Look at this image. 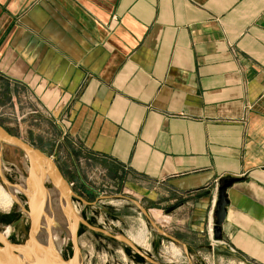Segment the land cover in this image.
I'll return each instance as SVG.
<instances>
[{
  "label": "crops",
  "instance_id": "0c3cea01",
  "mask_svg": "<svg viewBox=\"0 0 264 264\" xmlns=\"http://www.w3.org/2000/svg\"><path fill=\"white\" fill-rule=\"evenodd\" d=\"M2 113L83 203L116 179L190 264H264V0H0Z\"/></svg>",
  "mask_w": 264,
  "mask_h": 264
},
{
  "label": "rangeland",
  "instance_id": "374dc122",
  "mask_svg": "<svg viewBox=\"0 0 264 264\" xmlns=\"http://www.w3.org/2000/svg\"><path fill=\"white\" fill-rule=\"evenodd\" d=\"M0 124L8 128L12 135L25 141L31 147L36 150L44 148L48 153L47 156L53 157L52 148L47 146L49 140L47 135L33 132L28 128L21 130L22 126L16 123L13 116L10 118L9 113L0 114ZM42 124L46 125L45 123ZM22 125L24 126V124ZM64 157H66L64 154L55 155L53 159L71 189L72 206L84 222L79 226L78 231V244L81 251L79 264H134L131 259L136 255L133 252H125L120 238L127 239L132 244L136 242L139 245V247L135 246L138 251L159 264H190L184 259L186 256L177 246L170 244L167 239L160 240V237L154 233L152 223L137 208L127 206L122 197V191L126 189V186L122 185L121 181L118 182L115 179L113 183L111 178L106 179L102 175H98V179L91 177L89 185L98 191V196H96L98 199L94 198L95 201H93L87 197L86 203L80 201L76 191L78 184L74 181V172L67 170ZM42 179L45 181L44 177ZM73 182L75 186L72 184ZM23 184L28 187L26 186L19 194L17 201L9 200L6 197V194L10 195L13 188L21 189ZM43 185L48 190L53 189L52 183L48 180ZM31 187L32 189L36 188V184L24 153L10 144L0 143V234L9 233L8 240L16 256L23 263H27V259L31 260L32 248L34 249L36 246L29 239L30 233L33 231L36 237L41 233L42 228H46L50 234L62 239L60 254L63 252L62 260L68 262L73 256V242L70 240V217L64 232L57 230L58 226L54 221V211L62 206V199L61 197L53 198L54 200L49 199L50 194L48 193L47 199H49L50 205H54V207L48 206L49 210L43 214L44 216L41 214L32 223L29 216V213L32 212L30 208L32 197L28 193L32 190ZM39 190L38 188L34 189L33 195L39 194L40 199L38 201L42 203L41 190ZM152 205L153 203L150 202L149 206ZM129 215H132L131 220L128 219ZM181 238V240H185L183 237ZM154 239L157 244L155 248L151 244ZM2 246L3 240L0 239V247ZM35 253L40 258L43 257L36 250ZM50 259H53V255ZM195 264L206 263L200 260Z\"/></svg>",
  "mask_w": 264,
  "mask_h": 264
},
{
  "label": "water",
  "instance_id": "95a60500",
  "mask_svg": "<svg viewBox=\"0 0 264 264\" xmlns=\"http://www.w3.org/2000/svg\"><path fill=\"white\" fill-rule=\"evenodd\" d=\"M0 143H7L10 144L18 149H20L26 158L28 159V163L30 165V170L33 176L36 178V183L38 184L40 189L45 190L44 185L42 182L37 179L35 175V168L44 170L46 165H49L51 170H53L55 176L58 178L56 186V182H52V185L56 186L57 188H60L63 194L64 199L67 202V205L69 207V211L72 215V236H73V256L68 262H63V260H60L56 264H79V260L81 258V251L78 244V231L79 226L81 224H84V222L81 220L79 215L76 213L75 209L72 206L71 201V189L68 186L67 181L64 179V177L59 172L58 168L56 167L53 158L48 157L47 155L43 154L41 151L36 150L35 148L31 147L27 143H25L20 138L11 135L9 132H7L2 126H0ZM239 179H230L225 180L221 187L218 189V199L216 203V209L214 212V231H213V237L216 241H220L222 239V226L227 218V208L229 207V200L227 197V190L231 188L235 183H237ZM36 217L32 216L31 220L32 223L36 221ZM1 237V234H0ZM35 233H30L29 239L36 244L35 239ZM3 240V246L0 247V264H23L22 261L16 256L13 247L11 246L10 242L6 241L4 238ZM120 240L124 242L129 241L124 238H120ZM35 250L42 254V258L38 259L36 258L38 255L35 253ZM52 254L45 248L40 247L36 244L34 249L32 248L31 252V262L33 264H55L53 263V259L51 260Z\"/></svg>",
  "mask_w": 264,
  "mask_h": 264
},
{
  "label": "bare ground",
  "instance_id": "6f19581e",
  "mask_svg": "<svg viewBox=\"0 0 264 264\" xmlns=\"http://www.w3.org/2000/svg\"><path fill=\"white\" fill-rule=\"evenodd\" d=\"M45 169L44 170H41V169H36L35 168V175L37 177V179H39L42 184H44L47 180L50 181V183L52 182H56V186H57V183H59L57 181V177L55 176L53 170H51V168L49 167V165H46L44 167ZM41 172V173H40ZM42 174V175H41ZM44 177V180L43 181V177ZM34 180H35V184H36V188L40 189L38 184L36 183V178L34 177ZM27 185L23 184L21 186V189L20 188H13L11 190V193L10 195L6 194V197L9 199V200H17L19 198V194L22 193V191L26 188ZM56 186L53 185V189L51 190H48L47 188H44L45 190L43 189H40L41 190V200H42V203H40L38 200L40 199V196L39 194L38 195H33V191L34 189L36 188H33L31 187V191L27 192L31 195L32 197V204H31V213H29V216L32 218V216L34 217H39L41 214H45L49 209V207H54V205H50V202L48 201L49 199H57L59 197H61L62 199V206L58 209H55V213H54V221L57 223V230L59 232H64V229H65V225L69 224V217H70V240H73V236H72V215H71V212L69 211V207L67 205V202L66 200L64 199L63 197V194H62V191L60 188H57ZM28 187V186H27ZM30 190V188H29ZM39 190V191H40ZM36 191V190H35ZM50 194L49 196V199H47L48 195L47 194ZM54 198V199H53ZM61 202V201H60ZM47 204V205H46ZM49 206V207H48ZM44 216V215H43ZM62 235V234H61ZM9 233H4V234H1V237L0 239H5L6 241L9 242ZM36 244L39 245L40 247L42 248H45L47 249L52 255H53V263H57L59 262L60 260H62V257H63V252L60 254L61 252V241L62 239L59 237V236H55L54 234H50L48 232V229L46 228H42L41 230V233L39 235H36ZM36 258L40 259L39 256H37ZM27 263H23V264H33L30 260L27 259Z\"/></svg>",
  "mask_w": 264,
  "mask_h": 264
},
{
  "label": "flooded vegetation",
  "instance_id": "af4514ba",
  "mask_svg": "<svg viewBox=\"0 0 264 264\" xmlns=\"http://www.w3.org/2000/svg\"><path fill=\"white\" fill-rule=\"evenodd\" d=\"M0 126H2L7 132H9L11 134V132L8 130V128H6L4 125L0 124ZM12 135V134H11ZM14 136V135H13ZM17 137V136H16ZM25 142V141H24ZM26 143V142H25ZM41 151L43 154L47 155L48 153L44 150V148H42ZM54 163H55V160L53 159ZM11 193V192H10ZM14 201H17L16 199ZM112 237V236H110ZM121 243H123V247H124V250L125 252H133L136 257L132 258L131 261L134 263V264H159L157 262H155L154 260L146 257L143 253H141L140 251H138V249L136 247H139V245H137L136 243L135 244H132L131 242H124V241H121ZM152 246L155 248V245L156 244V240L154 239V241H152ZM136 246V247H135Z\"/></svg>",
  "mask_w": 264,
  "mask_h": 264
},
{
  "label": "built area",
  "instance_id": "2783aa9c",
  "mask_svg": "<svg viewBox=\"0 0 264 264\" xmlns=\"http://www.w3.org/2000/svg\"><path fill=\"white\" fill-rule=\"evenodd\" d=\"M214 204H215V201H214ZM213 231H214V224H212L211 227H210V229H209V237H210V239H211L212 242H214V243H220L219 241H216V240L214 239V237H213ZM223 245H224V244H223ZM231 251H232L233 253H235V250L231 249Z\"/></svg>",
  "mask_w": 264,
  "mask_h": 264
}]
</instances>
